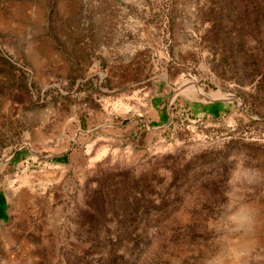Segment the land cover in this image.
<instances>
[{
  "label": "rangeland",
  "instance_id": "1",
  "mask_svg": "<svg viewBox=\"0 0 264 264\" xmlns=\"http://www.w3.org/2000/svg\"><path fill=\"white\" fill-rule=\"evenodd\" d=\"M0 264H264V0H0Z\"/></svg>",
  "mask_w": 264,
  "mask_h": 264
},
{
  "label": "clouds",
  "instance_id": "2",
  "mask_svg": "<svg viewBox=\"0 0 264 264\" xmlns=\"http://www.w3.org/2000/svg\"><path fill=\"white\" fill-rule=\"evenodd\" d=\"M249 223V214L247 211L242 212L237 218L238 229H244Z\"/></svg>",
  "mask_w": 264,
  "mask_h": 264
}]
</instances>
